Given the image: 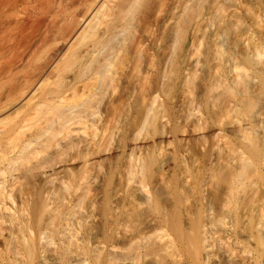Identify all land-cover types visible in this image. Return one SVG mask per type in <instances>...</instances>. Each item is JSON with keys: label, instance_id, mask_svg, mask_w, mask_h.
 <instances>
[{"label": "bare ground", "instance_id": "obj_1", "mask_svg": "<svg viewBox=\"0 0 264 264\" xmlns=\"http://www.w3.org/2000/svg\"><path fill=\"white\" fill-rule=\"evenodd\" d=\"M223 1L0 0V264H87L105 250L139 260L144 241L181 264L169 232L183 218L186 264H264L262 53L234 35L241 16L227 20ZM198 42L204 63L217 62L210 87H222L200 115ZM157 135L160 154L168 136L185 141L187 193L171 210L150 189L155 159L140 144ZM127 137L137 147L119 176L135 185L102 203L99 175Z\"/></svg>", "mask_w": 264, "mask_h": 264}, {"label": "rangeland", "instance_id": "obj_2", "mask_svg": "<svg viewBox=\"0 0 264 264\" xmlns=\"http://www.w3.org/2000/svg\"><path fill=\"white\" fill-rule=\"evenodd\" d=\"M224 1L223 2L226 5L225 16L227 20L231 18L233 13H237L239 16H241V20L234 27V35L235 33H240L245 37L249 35L251 36L252 42L258 45L262 53V55L259 57L261 62L258 65L264 66V2L263 0H250L248 2H245L244 0H224ZM255 14L257 15V18H255ZM234 19L235 18L233 17L232 20ZM204 48H205L204 43L202 44L199 42L196 43L194 46L195 54H194V57L190 61L191 71L189 70V72H192V74L193 72H196V75L194 73V76L196 77V79L194 80L195 87L192 88L193 93L191 94V97H194V99H196L195 108H194L195 109L194 111H196L197 109L195 113L196 115H200L199 113L205 114L206 105H204L205 104L204 101H206V98L208 97L211 91L214 92L213 89L210 87L212 83H214V79H210L211 77H209L208 75L211 76L212 70L210 68L212 67V64L214 65V63H217V62L216 61H214L213 63L210 62L209 63L210 65L209 64L207 65V62L204 63V58L202 56ZM224 56H225L224 60H227L229 58L227 57L228 56L227 52H225ZM197 60L198 61L201 60V61L197 63ZM203 63L206 65H204ZM244 69L246 70L249 76H252L255 78L257 77L256 80H259L261 76V71L259 70L258 66L248 67L245 65ZM194 76L192 77L194 78ZM217 86L218 85L216 84L215 87ZM209 88L211 90L210 92H209ZM220 91L222 92V87L219 86L218 89L217 88L215 89V92H214L215 95L216 93L218 94ZM202 92H204L205 94L203 95ZM213 95L214 94H212L211 96ZM249 95H250V92L244 95L242 98L247 99ZM197 96H199V98ZM172 106L170 105V107ZM242 107L245 108L244 106ZM262 108H263V104L258 105L254 110L256 111ZM171 110L173 111L175 109L171 108ZM243 112L246 114L245 118L247 121H250L253 119V116H254L253 110L251 111L249 110V108H247V109H243ZM193 118L194 116H192L191 119ZM157 137L158 135L155 137H144L143 136L142 141H140V144L145 145V149L143 151L150 152L152 157L155 159L154 164L150 168V171L152 170L151 174L149 172L150 178H148L147 181L149 180L148 183H149L150 189L152 190L155 199H157L159 204H161L160 206L167 210H171L174 208L175 193H178V194L180 193L179 195H183V196L186 195L187 193V188H188L187 180H188L189 172H188V169L185 163L186 157L183 156L184 154L186 155V148L184 145L185 141L182 142L181 138L178 136L177 138L176 135L168 136L166 138V142L162 144L165 147H163L164 149L162 150L160 154V150L157 149L156 147V144L160 142L159 137L158 138ZM122 144H123V147H121ZM167 144L170 146H168ZM134 147H137V143L133 141L132 137H127V139L122 140V143L121 141L120 142L118 141L117 144L115 142L113 159H112L113 164L107 171H104L103 174L101 173L99 175V179L97 181L99 183L98 185L100 186L99 189L102 191L101 192L102 199H100L102 203L104 202L105 193H112L114 190H116V188L117 190L121 192L122 191L129 192V190L132 189L133 185H135L134 183L128 184L127 182H125V178L123 177L121 181V177L119 176L121 174L122 176L125 175L126 170L124 169L125 167L124 162L127 160L128 153H130ZM136 150L138 152L141 151V150L139 151V148H137ZM47 171H49L48 174L51 173L50 170H47ZM102 207H103V204H102ZM102 209H104V207ZM83 214H86V213L83 212ZM110 217H111V214H109L108 212H105V214H102V218L104 221H106L107 219H110ZM156 219L157 218L155 217V221ZM153 223L156 224L157 221L156 222L153 221ZM155 224H152V225H155ZM180 226L181 228L177 227L176 229H173L169 232L171 234V238L174 241V245L170 249L174 252L173 254L181 261V264H186L187 255L183 249L184 247L183 243H185V241H183L184 236H185L184 232L186 231V222L184 218H183V222L180 223ZM107 228L108 227L105 226L103 230L101 229V232L103 231L102 233H104V230L106 231ZM62 236L63 235H61L60 238H64ZM144 244L145 246L141 250L142 251L140 255L141 258L139 260L138 259L136 260L128 259V260L123 261L121 260V258L120 259L117 258V260H114L111 255V252H108L107 250H105V251H102L103 253L101 252L97 254L98 256L99 255L101 256L99 258V261H98V258H96L97 255L93 253L94 261L92 260H91L92 262L87 261V264H170L172 257L169 256L168 252H166L165 250L164 251L158 250L157 245L152 246L151 244L147 243V241H144Z\"/></svg>", "mask_w": 264, "mask_h": 264}]
</instances>
